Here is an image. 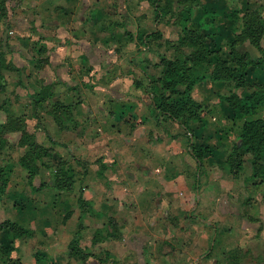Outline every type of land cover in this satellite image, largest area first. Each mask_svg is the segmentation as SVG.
<instances>
[{
	"label": "crops",
	"instance_id": "0c3cea01",
	"mask_svg": "<svg viewBox=\"0 0 264 264\" xmlns=\"http://www.w3.org/2000/svg\"><path fill=\"white\" fill-rule=\"evenodd\" d=\"M263 3L245 1L244 9ZM4 8L0 48L4 29L17 34L9 38L7 59L25 69L3 72L13 79L6 86L7 117L35 111L29 95L39 78L57 82L53 99L72 103L70 118L62 116L66 127L45 110L26 119L36 141L52 145L73 169V184L69 190L42 187L50 178L46 168L31 182L21 167L10 173L0 222L26 223L30 230L15 244L21 251L14 257L22 264H231L227 253L242 248L245 264H264V181L248 179V158L238 177L224 163L242 123L218 110L211 93L225 85L194 87L193 97L210 109L205 130L189 123L194 138L175 122L157 126L150 95L133 86V78L143 80L133 64L156 62L166 51L163 41L173 39L171 25L155 20L152 0H5ZM156 29L162 38L144 46L142 34ZM33 57H47L49 64L36 71ZM193 139L214 147L198 171L188 147ZM79 197L94 215L81 212ZM108 217L121 238L92 241L95 230L105 233ZM80 225L85 258L68 255ZM37 251L49 257L36 261Z\"/></svg>",
	"mask_w": 264,
	"mask_h": 264
},
{
	"label": "trees",
	"instance_id": "16d2710c",
	"mask_svg": "<svg viewBox=\"0 0 264 264\" xmlns=\"http://www.w3.org/2000/svg\"><path fill=\"white\" fill-rule=\"evenodd\" d=\"M4 1L0 0V16L5 14ZM200 1L152 0V5L155 8V20L165 24H168L170 20L173 25H178L179 32L173 42L170 39L164 40L166 51L157 54L156 62L141 60L133 64L143 76V80L133 78V86L150 95L151 115L157 126L164 125L168 121L175 122L193 138L194 133L189 123L196 122L200 128L205 130V117L210 112L209 106L205 102L198 101L193 97L194 87L204 82L221 83L227 86V92L217 94L223 115L229 120H243L224 163L231 176L238 177L245 158H248L252 166L251 177L258 181H264V116H257L259 110L264 107V86L252 74L255 68L264 64V57L252 58L248 53H241L237 49V45L241 41L247 40L255 48L262 50L264 13L259 9L260 7H254L245 10L240 16L238 9L233 8L224 15L222 22L217 23L215 21L217 16L214 12L213 30L211 26L204 27L207 21L200 22L198 18L193 17L192 11ZM205 7L207 6L205 5ZM210 9L209 6L201 8V15L206 16L213 13ZM214 11L217 12L215 8ZM193 20L197 21L194 27L189 25V22ZM229 24H233V26L230 27ZM11 32L13 33V31ZM9 34L10 31L7 30V37ZM227 34H229L227 52L223 53L222 42ZM142 37L141 42L147 46L149 40L162 38V33L156 29L149 33H143ZM8 41L9 38L0 48V95L5 92L6 88L3 80L4 71H16L21 75L25 70L8 61ZM169 44L171 46H168ZM186 50L188 51L186 52ZM29 62L36 71L49 64L47 57H33ZM22 81L20 77L16 86L24 87ZM37 83L39 88L29 95L31 106L36 110L45 105L44 110H47L58 122V125L61 128L66 127L62 123L64 121L62 116L70 118L72 103L53 99L51 88L57 82L45 84L44 80L39 78ZM3 104L4 101L0 99V108ZM249 116L256 117L247 119L246 117ZM10 132L20 133L17 145L19 148H23V153L18 156L17 163L26 170L29 182L39 174L42 168H46L50 170V178L41 184L42 187L49 186L58 190H69L72 187L73 169L65 160L56 155L52 145L46 146L37 142L34 134L28 132L25 114L8 116L4 123H0V153L6 149L8 144L4 135ZM188 147L190 154L196 160L197 171L203 166L205 158L213 157L214 147L206 142L197 143L193 139ZM12 170L11 164L0 165V200L6 193ZM78 204L82 213L88 212L94 215L89 202L79 197ZM106 224L105 233L103 234V230H95L92 241L121 238L113 217H108ZM82 229L81 225L78 226L68 244L69 256L79 255L81 258L86 256L79 247ZM28 235H30V230L17 221L5 219L0 222L1 264H22L19 257H14L15 241ZM42 257L44 254L39 251L34 255L36 261L41 260ZM242 257L243 253L240 248L227 253L231 264H242L240 262Z\"/></svg>",
	"mask_w": 264,
	"mask_h": 264
},
{
	"label": "rangeland",
	"instance_id": "374dc122",
	"mask_svg": "<svg viewBox=\"0 0 264 264\" xmlns=\"http://www.w3.org/2000/svg\"><path fill=\"white\" fill-rule=\"evenodd\" d=\"M214 1L216 2L215 3L216 6H218L217 9H215V10H217V12L214 11V4H213ZM245 1L247 2V5H250L249 2L251 3V0H201L200 3L194 7V9L192 11V14H193V17L195 16L196 18H198L200 22H206L207 21L205 23V25H204L205 28H208L209 26H211V27H213L212 29L214 30V12L216 13V16H217V17H215V21L217 23H220V22H222L224 20L225 12H228L230 9L236 8V10L238 9V11L240 13L242 11L244 12L245 10H247V9H244L245 8V5H244L245 4ZM205 5L207 7H205ZM174 6L177 7L176 4H174ZM208 6H209V9L211 8L210 10L213 13H211L210 15H206V16L201 15V13H202L200 11L201 8H203V7L204 8H208ZM258 7H260L259 9L264 13V3H263V5L257 6V8ZM240 13H239V15H240ZM242 14L243 13H241V15ZM194 21L195 20L190 21L189 22V25L194 27L195 24H196V22H197V21L196 22H194ZM172 23L173 22L169 20L168 25H171L169 28L172 29L169 38H172L173 37V39H171L172 42H173L177 38V37H174V36L176 35V32L179 31V30H178V25H175V24L173 25ZM229 25H230V27L233 26V24H229ZM16 35L17 34L12 33V34H9L8 35L9 37H7V35H6V29H4V32H3V37L4 38H6V39H8L10 37L11 38H14ZM18 38H20L19 35H18ZM141 38L143 39V37H141ZM263 40H264V37H263V39L261 41V48H262V50H259L257 48L256 49H253L250 46V44L248 43L247 40L241 41L237 45V48L241 52H243V51H246V52L249 51V52H251V55H252L253 58H257V57H260V56H263L264 57V41ZM228 41H229V34L226 35V37L223 39V42H222V51H223V53L227 52V43H228ZM168 46H171V44H169ZM164 50H166V48ZM187 51L188 50H186V52ZM261 65L262 66H258L257 68H255L254 69V72L252 74H254V77L255 78L257 77L259 79V82L261 84H263V86H264V64H261ZM255 78H253V79H255ZM3 80H4L5 84H6V86H9L10 85V82L13 81V79L11 77H9V76L4 77ZM7 89L9 90V87ZM227 90H228V87H226V86H224V89H220L219 91H216V89L214 88V92H212L211 94H214L215 95V98H217V96H218L217 94L218 93L219 94L225 93V92H227ZM215 92H216V94H215ZM6 95H7V92H6V88H5V92L0 95V99L4 101V104H3L2 108H0V120H7V115L5 114V112H6V109H7V105L6 104H7L8 99H7ZM218 106L220 108V109L218 108V110H222V106L220 104H218ZM44 107H45V105L43 106V108H37V109L44 110ZM37 109L34 112H36ZM45 111L47 112L46 109H45ZM34 112L31 111V109L26 110V114H25L26 119H28V117H33ZM222 112H223V110H222ZM257 116H264V107L259 110ZM254 117H256V116H249V117H246V118L247 119L248 118L251 119V118H254ZM4 136L8 140V144L6 146L7 151H6V149H4L0 153V165L1 164H11L13 170H19L18 167H20V166L17 163V158L22 153L21 152L22 150L18 147L17 140H18V138L20 136V133L19 132H10V133L5 134ZM48 171L50 172L49 169H48ZM248 179H255V178L249 176ZM32 188L33 187L31 186V190H32ZM32 204H34V203H32ZM231 206L232 205H230V207ZM20 224H22V225L25 226L26 223H20ZM17 241L18 240H16L15 242L17 243ZM218 241H219V237L217 238V241H216L217 243L214 246V252H216L217 249H218V247H217V245L219 243ZM19 247L20 246H16V250L15 251H17V252L20 253L21 250L19 249ZM240 249H241V252H242V248H240ZM48 257H49V255L46 254L45 257H43V258H48ZM240 262L242 264H245L244 263L245 262L244 256L242 257V259H241Z\"/></svg>",
	"mask_w": 264,
	"mask_h": 264
},
{
	"label": "built area",
	"instance_id": "2783aa9c",
	"mask_svg": "<svg viewBox=\"0 0 264 264\" xmlns=\"http://www.w3.org/2000/svg\"><path fill=\"white\" fill-rule=\"evenodd\" d=\"M12 32L10 31V34H11Z\"/></svg>",
	"mask_w": 264,
	"mask_h": 264
}]
</instances>
